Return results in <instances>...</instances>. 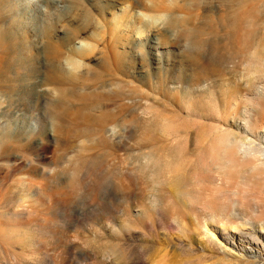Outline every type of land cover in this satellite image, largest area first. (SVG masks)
<instances>
[{"label": "rangeland", "instance_id": "rangeland-1", "mask_svg": "<svg viewBox=\"0 0 264 264\" xmlns=\"http://www.w3.org/2000/svg\"><path fill=\"white\" fill-rule=\"evenodd\" d=\"M22 3L35 30L0 20V264H264L262 226H208L215 246L209 196L174 186L222 129L259 144L264 0L154 2L156 20L136 0Z\"/></svg>", "mask_w": 264, "mask_h": 264}, {"label": "bare ground", "instance_id": "bare-ground-1", "mask_svg": "<svg viewBox=\"0 0 264 264\" xmlns=\"http://www.w3.org/2000/svg\"><path fill=\"white\" fill-rule=\"evenodd\" d=\"M169 1L171 0H136L140 7L137 14L146 19L156 20V14L148 11L150 9L149 4L155 2L156 4L152 9L163 12L167 9ZM22 2L23 0H0V20L1 22L12 23L15 28L21 30L26 26L23 16L26 14L25 18L30 21L28 27H31L30 30L33 31L36 28L35 8ZM176 22H179V19ZM198 34L190 32L192 36L198 37ZM79 43L76 46L79 50L86 46L85 42L79 41ZM258 81L263 83L264 76H260ZM254 89L249 94L258 97L249 101V105H245L248 107L247 112L249 114L244 117L249 125L246 129L255 136L254 139L259 141V144L248 140L238 132L221 128L222 131L219 134L207 140L208 148L214 154L209 158L205 156L206 160H203L204 163L201 168L198 167V171H194V176L178 174L174 179L177 195L193 204V207L194 204L197 205L196 199L204 198L205 194L209 196V198L202 200L199 206L203 221L202 223L198 222L203 229L201 231L203 238L215 246L218 245L217 239L212 235V230L208 226H213L217 232H221V227L240 229L242 222L247 220L255 226L260 225L264 228V138L258 132H264V117L261 116L264 106V90L258 91L256 87ZM198 137L199 135H197ZM205 138L203 139L206 141ZM199 163H201L200 160ZM229 168H235L236 171H239L243 179L235 180L229 177ZM253 178L258 179V185L253 183Z\"/></svg>", "mask_w": 264, "mask_h": 264}]
</instances>
